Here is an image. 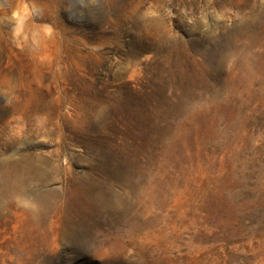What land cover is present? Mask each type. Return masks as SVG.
Here are the masks:
<instances>
[{"label":"rangeland","instance_id":"rangeland-1","mask_svg":"<svg viewBox=\"0 0 264 264\" xmlns=\"http://www.w3.org/2000/svg\"><path fill=\"white\" fill-rule=\"evenodd\" d=\"M20 105L47 215L0 186V264H264V0H0Z\"/></svg>","mask_w":264,"mask_h":264},{"label":"bare ground","instance_id":"bare-ground-1","mask_svg":"<svg viewBox=\"0 0 264 264\" xmlns=\"http://www.w3.org/2000/svg\"><path fill=\"white\" fill-rule=\"evenodd\" d=\"M15 83L8 84V91L12 92L16 89L17 84ZM11 103L12 101L9 99L6 105H10ZM6 108L8 107H4L5 110ZM34 113L37 114L36 118H32L31 116ZM7 116V114H0V125L5 126L6 135L11 138L10 141L9 139L7 140L9 143L13 137H22L37 130L35 126L43 128L46 124L42 110L39 108L36 112H32L28 106L20 105L13 110L8 119H6ZM56 133L57 131H55ZM8 144L4 146H8ZM57 144H59V140H57ZM54 157L57 166L53 165L55 167L53 175L57 178L60 169L58 149L55 150ZM45 163L46 158L42 151L3 156L0 150V186L6 190L7 199L15 205L23 206L39 221H42L47 215L48 194L45 191L44 185L48 172L45 168ZM53 194L56 199L58 195L57 186H54Z\"/></svg>","mask_w":264,"mask_h":264}]
</instances>
